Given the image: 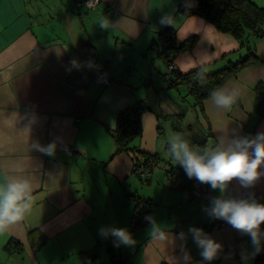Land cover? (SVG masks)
<instances>
[{
    "label": "crops",
    "instance_id": "1",
    "mask_svg": "<svg viewBox=\"0 0 264 264\" xmlns=\"http://www.w3.org/2000/svg\"><path fill=\"white\" fill-rule=\"evenodd\" d=\"M177 4L98 0L86 7L75 0H0V185L23 175L36 198L25 220L0 233V264H184L185 252L193 264L200 250L189 231L192 227L223 244L214 264H245L242 254L253 256L250 237L231 225H219L213 218L201 228L210 218L203 209L218 191L197 180L190 191L181 189L164 171L152 182V167L141 166L136 174L125 151L113 153L110 131L117 112L140 98L147 108L140 114V136L131 145L156 157L157 137L164 127L159 115L182 121L186 112L197 109L203 130L196 132L190 122L183 125L191 131L184 135L194 146H214L233 129L241 135L264 131V25L262 35H247L256 57L220 85L239 93L225 111L212 104L210 96L195 103L183 84L166 87V64L156 53L166 25L159 21L170 18L177 41L195 35L191 47L173 57L179 72L218 69L242 56L245 46L198 15H182ZM104 20L107 29L100 27ZM97 71L107 76V84L96 80ZM132 74L150 88L127 84ZM53 141V156L31 149L35 142ZM228 194L254 195L264 203V177L252 188L233 181ZM136 197L151 200L149 215L170 235L169 241L153 240L147 222L129 230ZM112 226L127 228L135 246L116 247L113 237L100 234L101 228ZM10 239L14 247L5 248ZM255 255L247 264H257Z\"/></svg>",
    "mask_w": 264,
    "mask_h": 264
},
{
    "label": "clouds",
    "instance_id": "2",
    "mask_svg": "<svg viewBox=\"0 0 264 264\" xmlns=\"http://www.w3.org/2000/svg\"><path fill=\"white\" fill-rule=\"evenodd\" d=\"M161 25H172L168 16H162ZM100 27L107 29L109 22L104 20ZM75 66L76 61H72ZM200 82L204 83L203 74ZM239 93L235 88L220 87L210 93V99L218 109L230 111L237 102ZM55 141L42 145L35 142L31 149L46 155L55 154ZM167 151L175 165L182 167L189 178H195L200 184L210 186L219 195L210 199V204L203 210L212 218L227 222L241 234L248 235L253 244V256L243 255L241 259L253 258L260 251L261 238L264 233V203L252 196H233L228 194L229 186L233 181L238 182L241 188H252L264 177V131L255 135H241L233 129L227 136L218 138L214 146L194 148L181 132L171 134L167 139ZM22 171V170H21ZM33 185L23 175L13 176L7 183L0 185V233L10 229L13 225L25 220L32 213L36 198L33 196ZM149 226V235L153 240L169 241L170 235L160 227L156 218L151 215L144 217ZM100 234L114 238V246L133 247L136 240L127 228L105 227ZM193 242L200 250L202 262L211 264L223 253V244L217 242L203 229L192 227L189 229ZM183 233L181 236L183 237ZM225 258H230L229 254ZM184 264H192V257L185 252Z\"/></svg>",
    "mask_w": 264,
    "mask_h": 264
},
{
    "label": "trees",
    "instance_id": "3",
    "mask_svg": "<svg viewBox=\"0 0 264 264\" xmlns=\"http://www.w3.org/2000/svg\"><path fill=\"white\" fill-rule=\"evenodd\" d=\"M177 11L182 15H198L212 23L219 31L231 34L240 46H245V53L237 60H227L226 63L215 70L204 71L201 67L192 68L186 72H179L176 68L173 71L174 76L163 78L166 80V87H172L176 84H183L189 95L195 103L220 87L235 71L252 61L256 55L248 44L247 35H262L264 25V5H258L253 0H178ZM162 37V38H161ZM161 41L156 46V53L165 62L173 60L176 53L191 47L195 40V35H190L184 40L177 41L174 35V28L166 25L160 33ZM159 38V39H160ZM204 76V83L200 82V75ZM147 108L145 101L140 98L132 103L120 108L117 112L115 125L110 134L114 143L113 153L125 151L132 160L133 172L137 174L141 166L152 167L156 164L157 157L138 150L131 145V142L140 136V114ZM167 175H172L175 179L176 187L190 191L195 178H189L184 169L179 165L175 169L166 170ZM243 194H238L239 196ZM246 197L248 194H244ZM151 200L149 198L136 197L133 202L132 212L129 219V230H133L145 223L144 217L149 215ZM210 218L201 226L206 228L211 225ZM15 241L9 240L4 245L5 248L12 249ZM257 255H255V262Z\"/></svg>",
    "mask_w": 264,
    "mask_h": 264
},
{
    "label": "rangeland",
    "instance_id": "4",
    "mask_svg": "<svg viewBox=\"0 0 264 264\" xmlns=\"http://www.w3.org/2000/svg\"><path fill=\"white\" fill-rule=\"evenodd\" d=\"M255 3L258 5H262L264 2H263V0H258V2H255ZM158 40H159V38H158ZM120 69L121 68H119V70ZM119 74L120 75L123 74V71H122V73H119ZM128 79H131L132 81H130V82L125 81V82L127 84L131 85L132 87H135V88H140V87L141 88L142 87L147 88V87H149L150 88L149 84L145 83L144 80L139 79L135 74L129 75ZM182 107H183V111L185 112L186 111L185 105ZM193 110H195V109H193ZM159 117H160L159 122L164 127L162 129L163 132H160L159 136L157 137L158 139L156 141V149L154 148L158 152L157 153L158 156H157V164H153L151 172H150L152 182L154 181V179H156V176L163 174L162 171L166 172L167 169H170V168H173L174 166H176L174 161H172L170 159L168 151H167V139H168V137L171 134L176 133V132H181L183 134H185V133L189 134L191 132L189 130V128L183 129V125L185 124V121L190 122L193 127L195 126L196 132H197V130H203L202 126L204 125L203 119L201 118L202 116H201V114H199V111L197 109L195 111L190 110V112H186L183 115L182 121H179V119H177V118L172 119L173 120L172 121L171 118L165 119V118L161 117L160 115H159ZM203 136L206 137V135H203ZM138 138L139 137H137L135 139H138ZM201 138H202V135H200L198 133L197 141L200 142ZM192 146L194 148H203L205 146H209V143L204 142V145L198 144V145H195V146L192 145ZM166 177L168 178V180H170L169 175H166ZM168 180L166 182H168V184H169L170 182ZM137 182H139L140 184L146 183V182L142 183L141 181H137ZM157 182H158V184L159 183L162 184V182H160V180H157ZM165 187H166L165 191L167 192L169 186L167 187V184H165ZM148 190L151 191V189H148ZM167 196H168V194L164 193V201L169 202L170 198H167ZM164 203H166V202H164ZM167 205L168 204L166 203L164 208L167 209L168 208ZM152 207H153V204H152Z\"/></svg>",
    "mask_w": 264,
    "mask_h": 264
},
{
    "label": "built area",
    "instance_id": "5",
    "mask_svg": "<svg viewBox=\"0 0 264 264\" xmlns=\"http://www.w3.org/2000/svg\"><path fill=\"white\" fill-rule=\"evenodd\" d=\"M97 1L98 0H75V4L76 5L84 4L86 7H92L97 3ZM165 64H166V72H165L164 76L166 78L167 77L169 78L170 76H174L173 71L176 67L174 65L173 60L166 61ZM95 78H96V80L100 81L102 84H107L109 82L107 76L102 71H97L95 74ZM62 148L65 151H68L67 147L64 145L62 146ZM144 172H145V174L147 173V171H144ZM239 196H245V195L243 194V195H239ZM218 224L219 225H229L227 222H225L223 220H219ZM256 255H257V261H256L257 264H264V235H262V238H261L260 251ZM214 261H212L211 264H214ZM193 264H207V262H202L201 257H198V258L193 260Z\"/></svg>",
    "mask_w": 264,
    "mask_h": 264
}]
</instances>
